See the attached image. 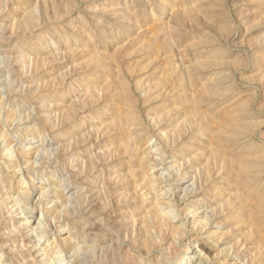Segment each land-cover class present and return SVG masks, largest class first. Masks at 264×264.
<instances>
[{
    "label": "rangeland",
    "instance_id": "1",
    "mask_svg": "<svg viewBox=\"0 0 264 264\" xmlns=\"http://www.w3.org/2000/svg\"><path fill=\"white\" fill-rule=\"evenodd\" d=\"M0 264H264V0H0Z\"/></svg>",
    "mask_w": 264,
    "mask_h": 264
}]
</instances>
